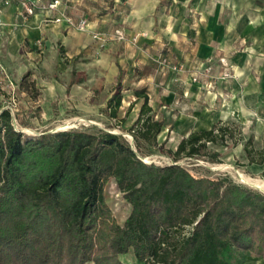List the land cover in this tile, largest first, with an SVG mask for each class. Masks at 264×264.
<instances>
[{
    "label": "trees",
    "instance_id": "1",
    "mask_svg": "<svg viewBox=\"0 0 264 264\" xmlns=\"http://www.w3.org/2000/svg\"><path fill=\"white\" fill-rule=\"evenodd\" d=\"M122 70L106 103L116 117ZM130 126L134 146L99 130H61L26 136L8 108L0 111V264H125L129 252L144 264H264V194L229 177L195 176L178 164L145 162L138 151L217 161L209 145L225 142L227 123L181 137L175 150L158 142L164 121L144 89ZM135 147V148H134ZM249 164H262L264 150ZM113 181L131 209L118 224L105 200Z\"/></svg>",
    "mask_w": 264,
    "mask_h": 264
},
{
    "label": "crops",
    "instance_id": "2",
    "mask_svg": "<svg viewBox=\"0 0 264 264\" xmlns=\"http://www.w3.org/2000/svg\"><path fill=\"white\" fill-rule=\"evenodd\" d=\"M68 11L86 16L88 29L46 20L58 11L25 15L15 0H0V76L7 78L0 87L37 65L52 67L56 75L83 72L65 95L70 104L90 100L95 89L106 106L122 70L123 91H132V100L123 97L119 109L135 100L134 89H144L156 116H171L181 137L228 118L244 121L252 110L264 114V0H72ZM116 29L124 39L98 41L92 35ZM52 78H39L37 106L48 118L65 89ZM243 264L263 260L247 257Z\"/></svg>",
    "mask_w": 264,
    "mask_h": 264
},
{
    "label": "rangeland",
    "instance_id": "3",
    "mask_svg": "<svg viewBox=\"0 0 264 264\" xmlns=\"http://www.w3.org/2000/svg\"><path fill=\"white\" fill-rule=\"evenodd\" d=\"M81 62L79 61V63ZM78 65L81 68L85 67L83 63ZM82 74L83 72L76 75L69 74V76L66 74L56 75L55 72L53 74L52 67L46 71L40 65H37L33 71H27L18 76L15 75L17 78L12 76L17 80V82L14 81V84L1 85L0 104L11 110L14 128L23 132L26 136L72 129L86 130L91 133L102 130L121 135L134 146L129 128L134 122L133 118L135 113L138 112L140 103L134 105L128 111L130 103H123L122 109H119L118 115L113 118L107 115L103 100H101V97L98 98V91L96 92L92 88V92L88 94L90 100L87 98L85 100H77L76 105H72L70 104L71 100L67 99L65 95L69 96L68 89L74 82L73 80L83 77ZM91 75L93 78L95 73L91 72ZM53 76L64 85L65 89H63V96L61 98L58 97L57 100L51 103L53 114L48 118L41 114L43 110L37 106V98L41 94L39 89L43 88L40 85L39 78L41 77L44 81L51 82ZM6 79L5 74L0 76L2 83ZM93 86L97 87L96 84ZM86 87H88L87 84ZM122 96L125 101L132 100V91H122ZM171 118L168 115L167 120H164L163 131L159 133L157 139L158 142H163L165 149L175 150L183 133L176 131L178 125L175 127L174 120ZM225 123L229 127V132L224 138L225 142L220 144V140H218L217 144L209 145L221 153L217 161H212L209 158L182 157L174 162L173 158L167 153L159 151L149 153L138 151V154L147 163L158 165L178 163L195 176H208L211 178L227 176L236 183L264 194V165L249 164L245 152L246 149L255 158H258L260 152L264 150V114L252 110L244 121L228 118ZM104 195L114 220L118 224H122L130 212V204L124 200L122 193L112 180L105 185ZM120 258L125 264H129V260L134 258V256L129 252L127 255L120 256ZM135 264L144 263L135 261Z\"/></svg>",
    "mask_w": 264,
    "mask_h": 264
},
{
    "label": "built area",
    "instance_id": "4",
    "mask_svg": "<svg viewBox=\"0 0 264 264\" xmlns=\"http://www.w3.org/2000/svg\"><path fill=\"white\" fill-rule=\"evenodd\" d=\"M11 0H3V4H8ZM20 7L22 13L25 15H30L36 11H42L43 13L58 11L56 15L47 17L46 20H50L54 23L65 22V24L72 29L85 31L88 29L89 20L86 16H74L68 11L70 2L72 0H15ZM60 9V10H59ZM45 20V21H46ZM3 33V22L0 18V36ZM98 41H105L106 37L108 39L122 40L124 35L119 30H115L113 34L101 35L98 32L92 34ZM220 63L226 67L229 66L228 62L224 58L219 59ZM226 76H232L230 73H226ZM10 110V109H9ZM11 112V110H10ZM12 114V112H11Z\"/></svg>",
    "mask_w": 264,
    "mask_h": 264
},
{
    "label": "bare ground",
    "instance_id": "5",
    "mask_svg": "<svg viewBox=\"0 0 264 264\" xmlns=\"http://www.w3.org/2000/svg\"><path fill=\"white\" fill-rule=\"evenodd\" d=\"M258 187H260L259 185H257Z\"/></svg>",
    "mask_w": 264,
    "mask_h": 264
}]
</instances>
